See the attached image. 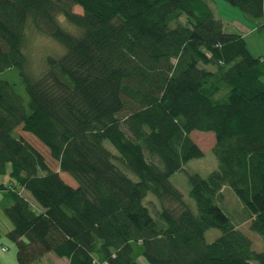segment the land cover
<instances>
[{"label":"trees","instance_id":"16d2710c","mask_svg":"<svg viewBox=\"0 0 264 264\" xmlns=\"http://www.w3.org/2000/svg\"><path fill=\"white\" fill-rule=\"evenodd\" d=\"M226 1L264 30V0ZM31 35L64 49L36 58ZM11 69L28 98L0 78V176L10 164L12 177L0 188L19 264L49 253L67 264H264L217 202L231 187L264 240V54L225 29L212 0H0V73ZM193 131L215 134L218 160L207 177L188 173L198 213L171 182L204 156ZM210 228L221 231L212 242Z\"/></svg>","mask_w":264,"mask_h":264},{"label":"rangeland","instance_id":"374dc122","mask_svg":"<svg viewBox=\"0 0 264 264\" xmlns=\"http://www.w3.org/2000/svg\"><path fill=\"white\" fill-rule=\"evenodd\" d=\"M215 15L217 17H222L223 21L225 22V29L230 31H237L239 29H243L248 33V39H250L251 47L255 53L263 52L264 53V30L261 31L258 29L257 21L250 19L246 16L243 11L230 4L226 0H212ZM77 11L81 12L82 8L78 7ZM50 39V38H49ZM44 36H37V39L34 38V35L28 40V49L33 53L34 57H38L43 51L42 55L46 51L51 52L53 49H58L57 47L53 46L55 44L59 45L62 50L64 49L63 46L55 41ZM53 41V42H52ZM55 43V44H54ZM260 48V50L258 49ZM49 49V50H46ZM258 49V50H257ZM258 51V52H257ZM26 52V50H25ZM27 53V52H26ZM28 54V53H27ZM50 54V53H48ZM46 54V55H48ZM36 55V56H35ZM41 55V56H42ZM45 55V56H46ZM39 57V60L41 58ZM43 57V59L45 58ZM42 59V60H43ZM36 66L35 63H33ZM0 78H7L13 82H16L17 89L20 93L24 95L25 98L27 97V93L25 91V87L23 83L19 80V73L16 69L7 70L5 72L0 73ZM22 133L25 135L28 141L32 143L46 158L47 160L52 162V166L56 167V163L51 160V155L49 149L46 145H44L36 136H34L30 132ZM191 137L193 140L199 145V147L204 151V156L200 158H194L186 163L185 170L176 172L171 177V182L183 193L186 202L189 203L191 208L195 213H198V206L196 202L190 197V183L188 179V173H200L203 177H207L213 170L218 168V160L215 154L212 151L214 144L216 142V137L213 132H203V131H193L191 133ZM108 146L112 148V146L107 142ZM11 165L8 164L7 173L0 176V183H4L5 185H9L11 183L12 177L10 175ZM131 177L135 178V176L130 172L126 171ZM62 176L67 183L72 186H77V181L68 173L62 172ZM29 195V193H26ZM30 196V195H29ZM32 203L35 209H39L37 203L31 198ZM150 200H152L153 204L151 203V207L157 208L158 202L153 196H150ZM7 200L3 198V195L0 194V218H4L7 222H10L9 218L6 216L4 212V206L6 205ZM218 204L222 207L223 211L231 218L232 222L243 230L252 240L253 249L256 251H264V240L263 237L256 231L250 229V220L246 219V211L244 208L243 203L233 191V189L229 186L224 187L222 190V194L219 195L217 198ZM153 205V206H152ZM160 208V206L158 207ZM11 224V222H10ZM12 227V225H11ZM221 235V231L218 228H210L206 231V239L208 242H212L216 240ZM7 243L4 242V250L5 253L10 257L14 256L17 260V246L16 244L9 238H6ZM0 247L1 244H0ZM55 255L54 253H49L45 257V262L48 264H62L58 260V258L54 257L53 263L49 262L48 256ZM56 256V255H55ZM143 264H149L145 259H141ZM19 264V262H18ZM257 264V263H255Z\"/></svg>","mask_w":264,"mask_h":264},{"label":"crops","instance_id":"0c3cea01","mask_svg":"<svg viewBox=\"0 0 264 264\" xmlns=\"http://www.w3.org/2000/svg\"><path fill=\"white\" fill-rule=\"evenodd\" d=\"M222 18V17H221ZM239 31L240 32H242L243 33V35H244V37H245V39H246V41H247V44H248V47H249V49H250V51L255 55V56H259V55H262V54H264L263 52H260L259 51V53H255L254 51H253V49L252 48H254V47H251L252 45H251V43H250V39H248V33L246 32V31H244L243 29H239ZM259 50H260V48H258ZM257 49V50H258ZM258 52V51H257ZM6 192H7V189H4V188H0V194L1 195H3V198H6ZM11 222V221H10ZM10 222H7V220H5L4 218H0V244H1V246L2 247H0V262L2 263V264H18V262L16 261V258L14 257V256H8L7 255V253H5V250H4V248L5 247H3L4 245V242L5 243H7V241L8 240H6V238L8 237V233H9V231L12 229V227H11V225H12V223L10 224ZM46 257V256H45ZM44 257V258H45ZM50 257V258H49ZM54 257H56V258H58L57 256H55V255H49L48 256V258H49V262L51 263H53V259H54ZM58 260L60 261V262H62V264H67V262H68V259H66V258H58ZM142 263V262H141ZM143 264V263H142Z\"/></svg>","mask_w":264,"mask_h":264}]
</instances>
